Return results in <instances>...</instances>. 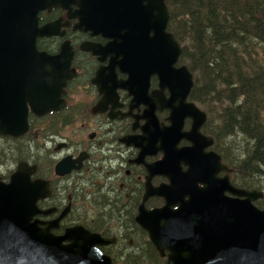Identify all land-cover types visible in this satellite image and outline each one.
Returning a JSON list of instances; mask_svg holds the SVG:
<instances>
[{
    "label": "flooded vegetation",
    "instance_id": "obj_1",
    "mask_svg": "<svg viewBox=\"0 0 264 264\" xmlns=\"http://www.w3.org/2000/svg\"><path fill=\"white\" fill-rule=\"evenodd\" d=\"M76 10V5L53 6L36 14L38 26L52 24L51 34L37 36L35 47L56 56L54 73L39 81V92L47 97L39 99L38 111L42 105L46 110L35 113L27 103V130L0 134V181L9 182L20 162L34 166L30 180L40 179L49 191L36 205L49 211L32 219H57L50 230L55 235L81 225L115 242L124 232L139 234L130 222L139 227L135 217L141 204L146 209L165 204L160 195L144 199L147 185L170 184L163 168L150 170V165L173 155L174 169L185 172L218 152L204 128L206 116L197 126L203 109L190 91L183 95L176 71L185 65L180 55L169 65L167 53L149 49L140 31L125 51L121 32L110 46V37L79 26ZM220 161L230 171L216 175H227L231 183L233 169L221 156ZM111 220L120 224L116 235L105 228Z\"/></svg>",
    "mask_w": 264,
    "mask_h": 264
},
{
    "label": "water",
    "instance_id": "obj_2",
    "mask_svg": "<svg viewBox=\"0 0 264 264\" xmlns=\"http://www.w3.org/2000/svg\"><path fill=\"white\" fill-rule=\"evenodd\" d=\"M72 5L77 6L74 16L79 26L110 37V46L121 32L125 51L140 31L149 49L167 53L169 65L181 53L179 43L166 31L165 0H0V134L18 136L27 130V103L35 113L46 110L42 105L38 111L39 99L47 97L40 94L39 81L47 72L54 73L56 56L35 47L37 36L52 32V24L37 25L36 14ZM148 32L152 36L147 37ZM176 71L186 96L193 84L192 73L186 65ZM205 116L203 110L197 112V126ZM172 159L173 155L165 156L150 165V170L163 168L170 184L155 189L147 185L144 195V199L151 194L163 196L165 204L153 209L141 204L135 217L165 256V264H264V208L253 204L262 192L235 187L227 175L217 176L219 170L230 171L219 154H210L185 172L176 171ZM34 169L20 162L9 182L0 181V264H113L100 246L114 238L81 225L55 235L50 230L57 219H32L49 211L36 205L49 191L40 179L30 180Z\"/></svg>",
    "mask_w": 264,
    "mask_h": 264
},
{
    "label": "trees",
    "instance_id": "obj_3",
    "mask_svg": "<svg viewBox=\"0 0 264 264\" xmlns=\"http://www.w3.org/2000/svg\"><path fill=\"white\" fill-rule=\"evenodd\" d=\"M165 4L167 29L181 45L180 60L192 73L190 97L204 109V128L236 174L231 181L264 191V0ZM255 204L263 208L264 197ZM130 223L139 231L136 245L120 257L102 248L113 264H164L146 231Z\"/></svg>",
    "mask_w": 264,
    "mask_h": 264
},
{
    "label": "rangeland",
    "instance_id": "obj_4",
    "mask_svg": "<svg viewBox=\"0 0 264 264\" xmlns=\"http://www.w3.org/2000/svg\"><path fill=\"white\" fill-rule=\"evenodd\" d=\"M184 63V62H183ZM186 65V64H185ZM200 107L202 108L201 104H199ZM203 109V108H202ZM204 110V109H203ZM215 148V147H214ZM231 177L236 179V174L234 173V171H231ZM241 187V186H240ZM249 189V188H247ZM255 190H259V189H255ZM260 191H263V189H260ZM264 196H262L261 198H263ZM260 199H257L254 201V203H256L257 201H259ZM264 208V207H263ZM110 223H106L105 224V228H110L112 229V232L116 235L118 233V227L117 225L114 223L113 220L109 221ZM102 230V232L104 231V228H100ZM99 229V230H100ZM100 230V231H101ZM111 231V230H110ZM110 236V234H107ZM148 238V237H147ZM131 239V240H130ZM138 241V234L134 233L131 234L129 232H124V234L121 236V239H119L118 237L116 238V241L113 244H109L106 245L109 249V252L112 253L115 257H120L125 250H127L129 247L136 245ZM165 257V256H164Z\"/></svg>",
    "mask_w": 264,
    "mask_h": 264
}]
</instances>
